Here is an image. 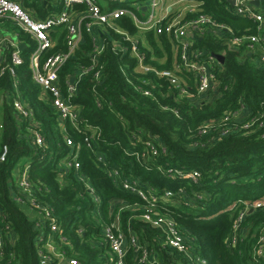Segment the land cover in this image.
<instances>
[{
	"label": "trees",
	"instance_id": "obj_1",
	"mask_svg": "<svg viewBox=\"0 0 264 264\" xmlns=\"http://www.w3.org/2000/svg\"><path fill=\"white\" fill-rule=\"evenodd\" d=\"M17 1L38 19L59 12L64 4V0ZM186 1L195 3L196 9L185 12V18L203 13L226 24L234 34L259 33L257 23L234 14L227 0ZM71 7L84 9L81 4ZM115 25L136 37L144 64L173 70L189 94L177 95L163 78L139 70L137 58L128 52H114L112 47L118 48L117 42L124 46L130 42L106 28L101 32L104 49L96 66L100 69L99 79L93 77V71L88 72L70 98L79 109L80 128L75 129L69 121L61 124L49 96H43L32 80L29 56L35 41L13 25L25 47L20 50L22 62L14 67V76L8 70L0 75V148L7 146L6 159L0 162V225L8 226L13 234L9 243L3 232L6 243L0 264H40L34 215L26 203L13 199L14 187L10 184L17 167L25 163L29 164L35 197L51 207L66 237L61 250L76 258L78 264H104L107 249L100 243L102 228L118 212L113 202L129 205L119 212L123 233L127 238L133 234L159 264H190L187 254L163 245L162 231L142 220L140 208L130 207L142 201L108 177L106 169L113 167L154 191L160 198L158 211L175 220L193 256L202 258L205 264H257L253 253L257 238L264 233V208L246 213L236 233L234 226L245 202L264 198V64L256 63L243 46L230 48L224 39L206 32L194 39V47L207 54H221L224 60L213 66L214 89L194 98V74L177 68L178 51L169 36L152 29L138 31L128 17L115 20ZM49 34L54 44L47 54L66 50L64 25ZM93 48L92 36L84 32L58 72L63 89L80 67L91 64ZM12 49L6 45L7 61ZM47 54H42L41 60ZM144 79L150 82V96L140 90ZM16 93L39 123L44 138L41 147L30 143L28 120L15 115ZM225 116L230 119L222 123ZM248 121L254 123L243 128ZM205 122L216 124L202 134ZM223 127L227 128L225 133L220 130ZM64 135L81 144L76 169L62 165L74 152L66 145ZM85 135L91 137V148L82 142ZM148 139L156 143L159 153L145 163L137 161L130 152L142 150L143 141ZM168 169L179 173L168 176ZM192 171L199 172L196 181L181 176ZM165 191L173 195L163 199ZM135 257L128 244L126 264H137Z\"/></svg>",
	"mask_w": 264,
	"mask_h": 264
},
{
	"label": "built area",
	"instance_id": "obj_2",
	"mask_svg": "<svg viewBox=\"0 0 264 264\" xmlns=\"http://www.w3.org/2000/svg\"><path fill=\"white\" fill-rule=\"evenodd\" d=\"M256 1L258 2L257 5L255 4ZM74 4H81L84 9L75 10L71 7ZM231 6V11L234 14L256 22L259 33L234 34L226 24L217 23L209 15L203 13L191 18H185V12H192L196 9L195 3L186 0H173L169 4L164 3L162 0H146L145 2L143 0H64L63 7L59 12L44 19L35 18L17 0H0V19L7 18L11 20L35 41V49L29 56L32 80L40 88L43 96H49L50 105L58 113L60 123L63 124V122L69 121L78 130L80 128V113L78 107L71 103L70 98L74 95L82 76L88 72L93 71V77L99 79L100 69L96 68V66L98 55L104 49L102 33L105 32L106 28L113 29L123 35L124 40L130 42L128 46L117 42L118 48L112 47L114 52H128L130 56L137 58L139 70L145 73H153L163 78L176 90L177 95L185 96L189 94L185 83L181 81L173 70H158L142 62L143 56L137 48L136 37L128 35L126 31L119 29L115 25V20L121 17L130 18L138 31L152 29L157 34H166L175 42L179 59L177 68L189 70L194 74V98L202 97L211 88L215 87L216 80L213 66L219 63V60L213 54H207L204 50L194 47L193 43L196 36L210 32L216 38L224 39V42L230 48L243 46L256 63L264 64V0H233ZM61 25L66 27L67 48L64 51L47 54L53 47L49 33ZM84 32L89 33L94 41L91 64L86 67H80L76 75L70 76L66 80L65 88L63 89L58 72L81 42ZM4 43V38L0 33V53ZM42 54L47 55L41 60ZM21 62L20 51L14 46L9 55V62L0 66V75L5 70H8L14 76V67ZM71 78H73L72 81ZM149 83L148 79H144L143 86L140 87L142 94L146 96L151 95ZM13 107L18 119L26 118L28 120L27 129L30 143L41 147L44 144V138L40 132L39 123L33 119L31 110L19 99L17 93L13 97ZM229 119V116H225L221 122L226 123ZM253 123L254 121L244 122L242 127L248 128ZM215 124L216 122H205L200 129V133H207ZM220 130L225 133L227 128L223 127ZM64 141L67 146L74 149V152L63 160L62 165L66 169L71 167L76 169L79 167L76 157L81 144L79 142L75 144L72 138L67 135H64ZM82 142L86 147L91 148L90 136L85 135ZM162 150L164 151L163 147ZM158 153V146L151 139L143 141L142 150L130 152L137 161H142L143 163L155 157ZM6 155L7 146L3 145L0 148V162L6 159ZM98 159L102 160L103 157L99 155ZM28 170V163L18 166L10 184L14 187L12 188L13 199L20 203H26L34 215V227L37 229L36 242L40 247V264H78L76 258L67 256L61 250V244L66 241V237L61 232L51 207L35 197V190L29 180ZM167 172L168 176L178 175L179 173L173 169H168ZM106 173L121 189L135 194L141 199L142 204H132L130 207L133 209L140 208L142 210L140 215L142 220L162 231L163 245L172 247L179 253L187 254L190 264H205L202 258L191 254L186 238L175 220L158 211L157 202L160 198L155 195L151 188L141 187L138 180L125 176L119 168H107ZM181 176L196 181L199 177V172L192 171ZM88 188L93 195V199L98 201L93 189L91 187ZM172 195L173 192L165 191L162 198L168 199ZM111 205H117L118 212L113 217L112 222L102 228V242L100 243L107 249L103 255L104 264H126L125 256L128 244L136 253L135 260L137 264H159L152 252L146 246L139 244L133 234L130 233L127 238L123 233L119 212L124 207H129V205L117 202H113ZM254 208H264V198L243 204L235 221L234 233L238 230L246 213ZM78 231L81 232V229H78ZM3 232L7 234L9 243H12L13 240V234H11L8 226L0 225V257L3 253V246L6 243ZM253 256L257 264H264V233L260 234L256 240Z\"/></svg>",
	"mask_w": 264,
	"mask_h": 264
},
{
	"label": "crops",
	"instance_id": "obj_3",
	"mask_svg": "<svg viewBox=\"0 0 264 264\" xmlns=\"http://www.w3.org/2000/svg\"><path fill=\"white\" fill-rule=\"evenodd\" d=\"M162 1L164 3H166V4H169V2H167L166 0H162ZM32 14L34 15V13H32ZM34 17H35V15H34ZM13 25H15V24L11 20H9L7 18L0 19V33L2 34V36L4 38V42H5L2 45V49H1V53H0V66H3V65H5V64H7L9 62V61H7L8 59H6V57L8 55L7 52H6V45L7 44H10L13 48H14V46L18 48V45L22 43L23 47H25V43L18 39L16 30L13 28ZM54 30H55V28L53 29V31ZM196 37H198V36H196ZM52 42L54 44L53 40H52ZM23 47H21L20 49L18 48L19 51Z\"/></svg>",
	"mask_w": 264,
	"mask_h": 264
},
{
	"label": "water",
	"instance_id": "obj_4",
	"mask_svg": "<svg viewBox=\"0 0 264 264\" xmlns=\"http://www.w3.org/2000/svg\"><path fill=\"white\" fill-rule=\"evenodd\" d=\"M229 3H231V4H233V0H227ZM258 2L256 1L255 2V4H257ZM21 47H23V44L21 43V44H19L18 45V48L20 49ZM214 56H215V58H217L220 62H223V60H224V57H223V55H221V54H218V53H215V54H213ZM73 80V78H71V81ZM249 211H251V209L249 210Z\"/></svg>",
	"mask_w": 264,
	"mask_h": 264
},
{
	"label": "rangeland",
	"instance_id": "obj_5",
	"mask_svg": "<svg viewBox=\"0 0 264 264\" xmlns=\"http://www.w3.org/2000/svg\"><path fill=\"white\" fill-rule=\"evenodd\" d=\"M144 2L146 1V0H143ZM167 2H172L173 0H166ZM212 89H214V88H211L210 90H212Z\"/></svg>",
	"mask_w": 264,
	"mask_h": 264
}]
</instances>
